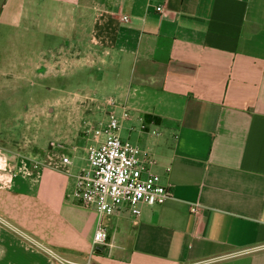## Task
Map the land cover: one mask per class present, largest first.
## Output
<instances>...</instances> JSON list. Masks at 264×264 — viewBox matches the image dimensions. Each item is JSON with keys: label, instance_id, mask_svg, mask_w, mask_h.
Segmentation results:
<instances>
[{"label": "crops", "instance_id": "1", "mask_svg": "<svg viewBox=\"0 0 264 264\" xmlns=\"http://www.w3.org/2000/svg\"><path fill=\"white\" fill-rule=\"evenodd\" d=\"M61 1L75 4L65 21L75 17L80 43L89 36L71 57L87 65L112 57L119 101L107 114H134L124 141L150 154L172 197L142 205L137 218L128 208L102 218L114 247L91 254L100 218L76 196L80 171L58 168L52 144L41 168L0 152V217L75 262L264 264V0ZM68 177L73 194L64 192ZM0 264L58 263L0 225Z\"/></svg>", "mask_w": 264, "mask_h": 264}, {"label": "rangeland", "instance_id": "2", "mask_svg": "<svg viewBox=\"0 0 264 264\" xmlns=\"http://www.w3.org/2000/svg\"><path fill=\"white\" fill-rule=\"evenodd\" d=\"M74 9L75 4L61 0H0V152L41 168L51 145L61 144L64 149L57 153L71 160L72 175L88 166V148L95 144L94 133L86 135V130L107 124V113L114 108L107 102L119 101L109 64L112 57L107 64L87 65L70 55L77 44L89 47V36L82 43L78 40L75 17L65 21ZM77 106L81 111L75 114ZM115 114L121 118L122 110ZM131 124L124 121L123 140ZM33 148L40 153L31 160L23 153ZM56 179L63 190L67 178ZM68 180L64 192L73 194L74 178ZM52 182L46 180L45 190L53 191Z\"/></svg>", "mask_w": 264, "mask_h": 264}, {"label": "built area", "instance_id": "3", "mask_svg": "<svg viewBox=\"0 0 264 264\" xmlns=\"http://www.w3.org/2000/svg\"><path fill=\"white\" fill-rule=\"evenodd\" d=\"M162 11V8H158ZM123 21L128 22L129 17L124 16ZM115 105L114 100L107 102ZM109 122L100 124L101 128L93 126L87 132L97 136L104 135V141L88 148V167L81 170L76 176V196L83 206L94 209L100 222L94 234L92 253L95 254L101 247L113 248L114 243L108 239V232L102 218L120 213L124 208L131 210L135 218L142 213L141 206H156L164 204L172 197L171 186H165L161 177L151 171L150 167L156 161L142 148L124 141L121 137L124 121L128 120L129 113L123 109L121 118L114 112L109 114ZM143 129L145 126L142 127ZM57 150L64 147L55 145ZM58 168L71 164V160L62 154ZM192 213L198 214V206L191 208ZM0 225L10 228L20 237L28 240L32 245L44 251L58 264H92L88 262H75L63 258L51 249L27 236L23 231L13 227L0 217Z\"/></svg>", "mask_w": 264, "mask_h": 264}]
</instances>
